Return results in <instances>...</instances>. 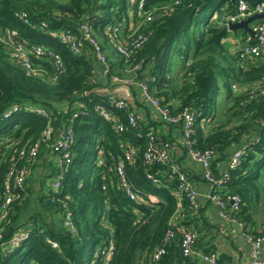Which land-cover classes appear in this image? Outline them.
<instances>
[{
  "label": "trees",
  "instance_id": "1",
  "mask_svg": "<svg viewBox=\"0 0 264 264\" xmlns=\"http://www.w3.org/2000/svg\"><path fill=\"white\" fill-rule=\"evenodd\" d=\"M245 1L253 8L264 0ZM236 4V0H145L140 16L128 0H0V35L4 37L0 42V209L9 168L25 167L28 174L23 189L11 186L14 198L7 206V221L15 231L29 234L28 240L10 252L0 245V264H195L183 255L182 234L175 229H193L199 207L194 208L185 196L177 207L172 193L178 182L169 172L171 161L164 165L144 162L151 145H171L172 140L159 136L143 120L130 125L131 107H108L110 95L97 90L114 84L112 77L145 82L148 93L173 114L185 109L193 113L190 148L214 154L211 169L217 179L222 178L232 152L246 149L240 165L226 171L228 178L218 193L244 235L264 233V59L246 61L243 66L238 52L225 51L224 16L234 14ZM146 14L154 19L146 22ZM83 25L99 42L105 64L95 61L81 31ZM6 30L17 31V37H5ZM136 30L147 38L126 58L117 46L128 44ZM50 33L74 37L81 44L80 53L72 54ZM20 42L58 54L62 69L56 70L45 54L29 55L36 74H28L11 56L12 47ZM175 57L178 78L171 75ZM233 84L238 86L237 93L232 91ZM217 91L224 94L221 116L213 111ZM29 107L45 110L48 117L28 113ZM99 107L108 109L109 120L100 115ZM117 124L123 125V131L115 130ZM47 126L54 133L69 131L72 136V156L66 168L57 167L56 154L46 149L34 159L18 158L19 151L34 143ZM151 130L153 144L147 136ZM130 151L132 163L125 168L128 180L140 194L155 198L143 205L125 198L115 163L109 158L121 159ZM184 153L188 156L186 149ZM39 167L47 171L40 175L34 194V171ZM60 171V190L53 193L51 184ZM180 171L194 185L185 170ZM148 173L159 177L162 184L153 186L146 179ZM234 195L241 204L232 213L228 198ZM256 216L262 217L260 231ZM66 218L72 230L64 226ZM169 230L173 235L167 237ZM194 230L193 245L198 240ZM9 237L8 231L3 232L0 243ZM110 244L114 251L108 261ZM159 248L164 253L157 262H150ZM218 264H222L220 256Z\"/></svg>",
  "mask_w": 264,
  "mask_h": 264
},
{
  "label": "built area",
  "instance_id": "2",
  "mask_svg": "<svg viewBox=\"0 0 264 264\" xmlns=\"http://www.w3.org/2000/svg\"><path fill=\"white\" fill-rule=\"evenodd\" d=\"M236 9L234 14H227L224 16V21L226 26L229 23H237L241 20H244L254 14H261L264 12V1L258 5H256L253 8H250L245 0H236ZM129 6L134 7V5L137 7L136 12L138 15L142 16L144 15L143 6L145 4V0H128ZM164 11V10H163ZM145 21L150 22L154 19L152 14H146ZM24 22L27 24V20H24ZM253 30V43L247 44L243 46L238 51L239 59L242 62L246 61H262L264 59V21L260 20L255 25ZM81 31L85 37V40L89 43V45L93 49L94 59L100 64H105V56L103 52L101 51V47L99 42L92 37L91 30L88 26L83 25L81 27ZM137 33V34H136ZM51 37L57 39V41L67 47V49L72 54H79L81 44L74 38L69 37L68 35L64 34H58V33H50ZM136 34V37H132L128 44H119L117 46V50L126 58H128L133 52V50L139 49V47L145 42L147 35H144L142 33H138L137 30L134 31L131 35ZM4 36L7 38H16L17 37V31L15 30H6L4 32ZM0 42H4V37L0 35ZM45 54L48 58L52 60V63L56 70L62 69V61L58 54L47 51L44 53L43 48L36 46V45H27L25 42H20L16 46L12 47V58L18 62L20 67H22L24 70L27 71L28 74H36V70L33 68L32 63L29 59V55H42ZM135 69H138V67H135ZM104 72H107V69L104 70ZM57 76L54 77L56 79ZM53 79V80H54ZM112 82L116 85H124L127 87H131L134 85H138L140 91H141V98L142 101L150 105V107L157 113L159 121L168 127H175L180 128L181 133L183 135V142H184V149H186V153L188 157H190L192 160L198 162L203 169L202 177L203 179L209 184L210 187V195L209 200L216 204L219 207L220 211V217L223 220H226L231 223L238 224L240 227L242 225L237 222L236 219L230 217L227 213V204L224 200H222L219 196L218 190L220 189V185L223 182V180L228 178V175L226 173L227 170H234L236 169L240 163L241 160L246 152V149L244 147H241L234 152H232L231 156L229 157L226 170L222 172V178L217 179L214 176V173L211 169V163L212 159L214 157V154L211 151H205L204 153H199L196 151H193L190 148L191 141L190 137L193 133V125H194V115L189 110H182L178 113H172L170 108L167 105H161L160 101L154 97H152L148 93V88L143 81H130V80H119L117 78L112 77ZM232 91L234 93L238 92V86L233 84L232 85ZM254 91V90H253ZM252 91V92H253ZM264 91V90H263ZM261 91V93L263 92ZM251 92V93H252ZM129 102L123 99H117L115 97H111L108 102V107L115 108V109H124L131 107L132 111L128 115V123L130 125L136 124L138 120H142L141 116L139 115L138 111L135 107H133L132 104H128ZM99 113L100 115L106 119L109 120L111 118L110 112L105 107H99ZM16 108L7 110L3 114V118H7V116L13 111H15ZM28 113L38 115L43 118H47L48 114L45 110L38 108V107H29L26 109ZM124 127L122 124H117L115 126L116 131H123ZM148 139L150 141V144H153L154 142V131L151 130L148 133ZM72 136L70 132L62 133L57 132L54 133L53 129L50 126H47L41 133L40 137L32 144L27 145L26 147L22 148L18 153V158H31L34 159L38 155L41 149H46L52 154H56V166L59 168L67 167V164L71 161L72 156ZM170 150L171 145L170 144H164L161 147H155L150 146L147 151L144 154V162L146 164H152L157 163L160 165L167 164L170 161ZM132 154L133 152H127L123 158L114 159L113 156H109L111 160L114 161V172L115 176L117 178L118 186L123 191V194L128 201L135 203L137 205H143L146 203L147 199H153L148 195L140 194V192L130 183L126 176L125 168L126 165H130L132 163ZM1 151H0V157H1ZM170 174L173 175L178 184L175 188L176 191L172 193L174 198L177 201V207L180 205V202L182 200V197L185 196V198L188 200V202L194 207H198L196 204V190L194 186L188 181L186 175L182 173L177 167L170 166ZM28 174V169L25 167L20 169H15L14 167L9 168L7 174H6V180H5V186H4V192H5V203L0 209V237L3 232L8 231L10 234V237L7 241L0 243L1 247L6 250L7 252H10L14 250L15 248L19 247L20 244L26 240H28V233L23 232L22 230L15 231L14 229L9 231V228L11 227L9 225V222L7 221V215L8 210L7 206L11 202V200L14 198L11 192V186L13 188H18L19 190H22L24 187L25 178ZM63 177V171H60L59 174L55 177L53 183L51 184V191L53 193H58L60 190L59 182L61 181ZM146 179L155 187H159L162 184V181L157 177L154 176L151 173L146 174ZM168 187V185H166ZM229 199V207L230 211L238 212L240 210V204L241 199L238 196H231ZM174 219L170 221L172 225H174ZM64 226L68 228L69 230H72V223L69 220V218H66L64 220ZM176 232H180L182 234V240H181V249L184 256H191L194 254L193 251V243L196 239L197 235L194 229H184L183 227H176ZM167 237L172 236L173 232L171 230L167 231ZM242 236L246 240V242L250 246V262L249 264H264V259L261 258V251L264 247V233H261L257 236L254 235H244L242 233ZM46 242L54 249L57 248V244L55 242L50 241L49 239H46ZM114 251V247L112 244H110L107 248V260L109 261L111 259V255ZM164 253L162 248L157 249L151 256L150 262H157V260L161 257V255ZM199 258L201 261H203L204 264H218V255L216 253L214 254H201L199 255Z\"/></svg>",
  "mask_w": 264,
  "mask_h": 264
},
{
  "label": "crops",
  "instance_id": "3",
  "mask_svg": "<svg viewBox=\"0 0 264 264\" xmlns=\"http://www.w3.org/2000/svg\"><path fill=\"white\" fill-rule=\"evenodd\" d=\"M258 21L251 23L250 27L253 29ZM227 32L228 34L223 43L225 51L229 54L235 55L243 46L253 43V35L245 33L242 29L235 31L227 29ZM255 63L257 62L255 61ZM244 64L245 61L242 62L243 66ZM97 92L109 94L110 97L123 99L133 104L144 124L153 126L159 136L172 140L170 166L178 167L179 170H185L184 172L192 180L197 193L195 201L199 207V214L192 223V228L195 229L196 227L198 240L193 245L194 254L189 256L194 260L195 264H204L199 255L207 251L214 252L220 256L222 264H249L250 246L242 236V227L223 220L220 217L219 207L209 200L210 187L202 177V166L184 153L185 149L181 129L179 127L165 126L159 121L157 113L150 105L142 101L141 91L137 84L131 87L111 84L105 89L97 90ZM223 168L224 166L221 165L220 169L223 170ZM256 221V230H262V217L256 216ZM261 258L264 259V247L261 251Z\"/></svg>",
  "mask_w": 264,
  "mask_h": 264
},
{
  "label": "rangeland",
  "instance_id": "4",
  "mask_svg": "<svg viewBox=\"0 0 264 264\" xmlns=\"http://www.w3.org/2000/svg\"><path fill=\"white\" fill-rule=\"evenodd\" d=\"M174 54V53H173ZM176 56V55H175ZM255 63V62H254ZM239 67L238 65L236 66V68ZM238 69V68H237ZM178 72H179V64H178V58H174L173 60V63H172V67H171V75L172 76H175L178 78ZM216 93V92H215ZM224 94L221 93V91H217L216 95L213 96V100H214V112L218 113L217 115L221 116L220 113L224 110ZM47 171V168H37L34 173H35V177L37 180H35L36 182L32 185V192L34 194L37 193L38 189H39V186H40V180H41V177L40 175L43 173H46Z\"/></svg>",
  "mask_w": 264,
  "mask_h": 264
},
{
  "label": "water",
  "instance_id": "5",
  "mask_svg": "<svg viewBox=\"0 0 264 264\" xmlns=\"http://www.w3.org/2000/svg\"><path fill=\"white\" fill-rule=\"evenodd\" d=\"M258 20L264 21V12L261 14H254V15H252V16L244 19V20L237 22V23H229L227 25V29L229 31H235L238 29H242L245 33L253 35V30L250 27V24L255 22V21H258ZM263 119H264V117H263ZM10 230H12V227L9 228V231Z\"/></svg>",
  "mask_w": 264,
  "mask_h": 264
}]
</instances>
